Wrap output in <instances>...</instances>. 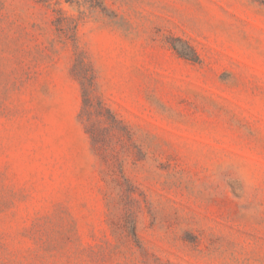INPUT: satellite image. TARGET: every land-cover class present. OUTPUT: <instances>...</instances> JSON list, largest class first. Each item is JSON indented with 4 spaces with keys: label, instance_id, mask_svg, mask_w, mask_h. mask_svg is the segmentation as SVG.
<instances>
[{
    "label": "rangeland",
    "instance_id": "rangeland-1",
    "mask_svg": "<svg viewBox=\"0 0 264 264\" xmlns=\"http://www.w3.org/2000/svg\"><path fill=\"white\" fill-rule=\"evenodd\" d=\"M0 264H264V0H0Z\"/></svg>",
    "mask_w": 264,
    "mask_h": 264
},
{
    "label": "trees",
    "instance_id": "trees-1",
    "mask_svg": "<svg viewBox=\"0 0 264 264\" xmlns=\"http://www.w3.org/2000/svg\"><path fill=\"white\" fill-rule=\"evenodd\" d=\"M194 53V52H193ZM184 55H187V54H184Z\"/></svg>",
    "mask_w": 264,
    "mask_h": 264
}]
</instances>
